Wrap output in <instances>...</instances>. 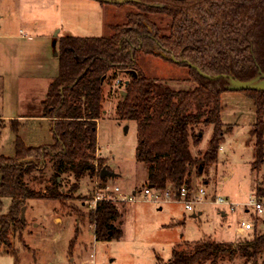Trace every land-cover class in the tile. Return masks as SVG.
Listing matches in <instances>:
<instances>
[{"label": "trees", "instance_id": "1", "mask_svg": "<svg viewBox=\"0 0 264 264\" xmlns=\"http://www.w3.org/2000/svg\"><path fill=\"white\" fill-rule=\"evenodd\" d=\"M128 5L137 12L130 13L125 24L111 26L109 37L59 40L58 73L41 103V118L51 122L53 143L31 148L16 137L14 156H0V211L2 200H11L7 214L0 216V253L16 256L10 238L25 229L21 209L27 201L62 202L68 198L63 177L74 179L68 191L74 192L82 179L103 169L104 160L95 156L96 127L104 113L103 86L110 81V72L136 74L129 75L127 85L120 83L126 95L122 98L119 92L116 120L135 122V160L146 171L144 187L160 191L191 189L192 172L217 163L224 137L232 131L220 119L224 80L204 79L188 64L209 77L232 75L241 82L253 79L258 71L264 73V0H139ZM155 48L184 61L177 64L188 69L193 90L172 91L140 73L139 57L155 55ZM243 93L255 108L249 137L252 168L257 171L264 160V92ZM10 124L16 133L18 121ZM200 127H212V134L205 151L194 156L191 150L202 140ZM46 165L52 171L48 186L36 191L25 180L41 174ZM106 180L99 179L101 188ZM254 196L264 201V185L257 186ZM80 216L92 224L96 242L121 238L116 205L100 202ZM186 247L173 250L168 264H220L236 257L243 264H264V232L256 226L243 240L206 238Z\"/></svg>", "mask_w": 264, "mask_h": 264}, {"label": "rangeland", "instance_id": "2", "mask_svg": "<svg viewBox=\"0 0 264 264\" xmlns=\"http://www.w3.org/2000/svg\"><path fill=\"white\" fill-rule=\"evenodd\" d=\"M134 12L137 10L128 4L92 0H0V156H14L16 137L31 148L53 143L51 123L34 119L41 117L48 84L58 73L59 40L66 36L109 37L110 27L125 24L127 16ZM137 65L145 78L161 82L172 91L195 88L188 81V69L175 62L142 55ZM108 77L110 81L103 86L104 113L96 127L95 156L104 160L103 168L118 175L105 181L109 188L117 186L127 193L139 191L145 186L146 171L135 160L136 124L116 120L119 92L123 89L115 81L124 84L129 75L110 72ZM221 106V122L232 131L224 137L217 163L191 174V189L205 192L204 204L194 206L192 212L177 202L116 205L121 214L116 224L121 238L96 242L92 224L80 220V215L91 209L96 176L82 179L74 192H68L74 179L63 177V192L68 198L62 202L27 201L25 229L20 236L10 238L16 256L1 252L0 264H168L173 250H185L186 245L206 238L216 242L248 238L254 229L238 231L242 222L264 232V214L255 217L251 209L248 213L243 209L254 199L257 186L264 185V160L257 171L252 168L253 141L249 132L255 122L253 101L246 93L225 91ZM12 120L19 123L16 133ZM200 128L202 140L197 149L191 150L194 156L205 151L212 134V127ZM51 175L46 165L41 174L34 173L25 181L43 192ZM214 198L235 205V212L226 208L220 211L211 204ZM10 203L9 198L2 200L0 216L7 214ZM220 264L243 263L236 257Z\"/></svg>", "mask_w": 264, "mask_h": 264}, {"label": "built area", "instance_id": "3", "mask_svg": "<svg viewBox=\"0 0 264 264\" xmlns=\"http://www.w3.org/2000/svg\"><path fill=\"white\" fill-rule=\"evenodd\" d=\"M19 34L20 36H23V33L21 31L19 32ZM120 83L121 82L119 80L115 81L116 86H119ZM95 176L96 182L94 184L93 196L91 198V210H95L97 204L100 202H107L114 205H128L135 204L137 202L163 205L171 202H177L182 204L186 211L192 212L194 206L202 205L206 201V194L202 189L194 192L192 189L183 187L178 191L172 190L171 188L160 191L153 188L144 187L142 190H133L127 193L117 186L109 188L106 185L105 187L100 188L98 171L96 172ZM211 204L220 211H223V209L226 208L228 212L233 213L236 209L235 205L221 198H214L211 201ZM243 209L245 213H248L251 209L253 215L257 217L264 214V201L258 200L254 197L253 200H250L248 204L243 206ZM253 229L254 225L244 222L240 223L237 228L238 231H251Z\"/></svg>", "mask_w": 264, "mask_h": 264}, {"label": "water", "instance_id": "4", "mask_svg": "<svg viewBox=\"0 0 264 264\" xmlns=\"http://www.w3.org/2000/svg\"><path fill=\"white\" fill-rule=\"evenodd\" d=\"M92 1H96V2H100V3H105V4H110V5H124V4H129V3H139V0H92ZM149 32H151L149 30ZM154 54L157 56H160L161 58L168 60V61H172L175 63H179V62H184V61H177L174 57L172 56H167L165 53L157 50L156 48L154 49ZM188 66L195 70L199 76H201L204 79L207 80H219V79H223L225 82V91H230V92H243V91H257V92H264V73H262L261 71L257 72V75L249 80V81H245V82H241L237 79H235L232 75H227V76H215V77H209L205 74H203L201 71H199L197 69L196 66L192 65V64H188ZM128 75H131L133 78L136 77L135 72H129L127 73ZM125 85H127V82H125ZM125 92L121 91L120 92V96L122 98L125 97ZM199 137H201V134H199ZM116 177V175L113 172L108 171L107 169L103 168L101 169L100 173H99V179L100 180H104V179H114ZM149 188H152L151 186H148ZM25 207H23L21 209V219L24 222V213H25ZM196 216H193V218H195Z\"/></svg>", "mask_w": 264, "mask_h": 264}, {"label": "crops", "instance_id": "5", "mask_svg": "<svg viewBox=\"0 0 264 264\" xmlns=\"http://www.w3.org/2000/svg\"><path fill=\"white\" fill-rule=\"evenodd\" d=\"M21 38L23 37V36H20ZM50 83H51V81H50ZM49 83V84H50ZM48 84V85H49ZM41 116V115H40ZM17 119H19V118H21V117H16ZM0 119H2V117L0 116ZM32 119H34V118H31V119H29V118H27L26 120H28V121H30V120H32ZM34 120H39V121H48V122H50L49 120H47V119H43V118H41V117H39V118H37V119H34ZM51 123V122H50ZM98 145H97V140H96V149L98 148L97 147ZM98 151V150H97ZM116 175V174H115ZM118 175H116V177H117ZM108 180H111V179H108ZM222 217H226V215L225 214H222Z\"/></svg>", "mask_w": 264, "mask_h": 264}]
</instances>
